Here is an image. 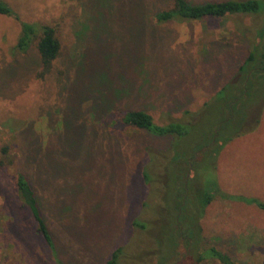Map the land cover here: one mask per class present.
Instances as JSON below:
<instances>
[{"label": "rangeland", "instance_id": "1", "mask_svg": "<svg viewBox=\"0 0 264 264\" xmlns=\"http://www.w3.org/2000/svg\"><path fill=\"white\" fill-rule=\"evenodd\" d=\"M0 2L13 12H0V264H107L120 246L132 253L124 264H155L147 253L166 231L161 198L172 199L160 188L173 139L129 127L115 112L143 108L159 124L185 110L193 122L204 114L180 142L185 150L195 145L211 125L205 103L264 33V0L254 14L161 24L154 15L172 0ZM44 23L57 28L63 49L40 75L37 40L25 48L20 40L26 25ZM257 112L251 109L250 122ZM149 157L148 183L142 170ZM216 164L204 165L199 180L217 181L236 197L207 207L203 245L237 264H264V210L247 202H264V109ZM20 173L36 193L52 245L24 199ZM136 218L150 220L145 232ZM185 252L181 243L176 259Z\"/></svg>", "mask_w": 264, "mask_h": 264}, {"label": "trees", "instance_id": "2", "mask_svg": "<svg viewBox=\"0 0 264 264\" xmlns=\"http://www.w3.org/2000/svg\"><path fill=\"white\" fill-rule=\"evenodd\" d=\"M261 5V0H172L169 8L154 15V21L161 24L178 20H205L229 15L254 14L260 11ZM0 12L8 15L13 13L1 2ZM32 39L37 40L41 54L43 69L40 75H45L53 69L55 61L62 54L63 47L57 28L46 23L26 25L20 40V47L25 48L23 46ZM250 49L232 78L225 81L222 87L205 103L202 111H208L206 118L211 120V125L204 129L198 142L186 150L180 142L191 134V129L199 126L204 114L197 122H193L190 118L184 117L190 113L189 110H185L182 118L159 124L154 116L143 108L115 112L116 120H120L129 127L173 139L169 151L163 152L167 153L168 157L164 168L168 173V180L165 184H161L160 188L164 198L170 195L167 201L172 199V202H166L161 198L164 202L161 211L168 218H166V231L158 235L157 248H151L147 253L155 254V264H237L228 252L216 246L204 247L201 225V219L212 200L217 197L232 200L236 196L221 189L217 181L216 185L208 180L205 182V176L200 181L198 172L204 165L217 166L216 162L224 146L236 137L247 134L264 109V33ZM254 107H258V112L250 122L251 109ZM99 119L103 120L102 117ZM147 149L149 152L150 147ZM2 152L7 155L8 147H3ZM154 162V158L150 160L149 157L148 163L142 170L143 177L148 183ZM5 164V160H0V165ZM20 177L24 199L34 212L39 223L38 229L52 245L53 240L42 218L36 193L28 183L27 176L20 173ZM247 202L258 204L264 210V202L257 198L249 197ZM148 222L150 220L136 218L133 224L145 232L149 226ZM181 243L186 246V252L181 254L179 260L176 258L179 257L178 248ZM129 253L132 254L130 251L127 252L124 246H120L113 252L107 264H124L122 258L126 256L130 259ZM144 254L145 252L143 257H145Z\"/></svg>", "mask_w": 264, "mask_h": 264}]
</instances>
